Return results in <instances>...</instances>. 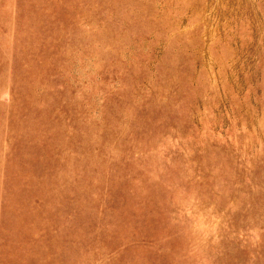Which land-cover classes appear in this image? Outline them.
Segmentation results:
<instances>
[{"label":"rangeland","instance_id":"1","mask_svg":"<svg viewBox=\"0 0 264 264\" xmlns=\"http://www.w3.org/2000/svg\"><path fill=\"white\" fill-rule=\"evenodd\" d=\"M0 264H264V0H0Z\"/></svg>","mask_w":264,"mask_h":264}]
</instances>
